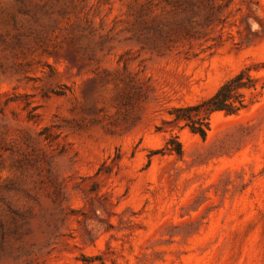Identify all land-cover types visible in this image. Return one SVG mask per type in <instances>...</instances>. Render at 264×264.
Wrapping results in <instances>:
<instances>
[{"label": "rangeland", "instance_id": "1", "mask_svg": "<svg viewBox=\"0 0 264 264\" xmlns=\"http://www.w3.org/2000/svg\"><path fill=\"white\" fill-rule=\"evenodd\" d=\"M0 264H264V0H0Z\"/></svg>", "mask_w": 264, "mask_h": 264}, {"label": "trees", "instance_id": "2", "mask_svg": "<svg viewBox=\"0 0 264 264\" xmlns=\"http://www.w3.org/2000/svg\"><path fill=\"white\" fill-rule=\"evenodd\" d=\"M246 67L223 83L217 92L198 104L175 109V122L184 121V127L206 138L210 129V117L216 112L227 115L238 114L247 107V94L257 89L258 79ZM175 141L171 139L168 145ZM176 148H168L170 153L182 154V144L176 140Z\"/></svg>", "mask_w": 264, "mask_h": 264}]
</instances>
